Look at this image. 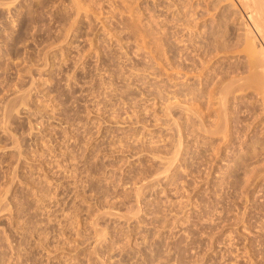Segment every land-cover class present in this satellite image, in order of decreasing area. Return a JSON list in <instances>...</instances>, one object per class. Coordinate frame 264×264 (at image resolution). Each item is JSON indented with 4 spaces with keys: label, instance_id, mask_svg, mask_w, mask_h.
<instances>
[{
    "label": "rangeland",
    "instance_id": "1",
    "mask_svg": "<svg viewBox=\"0 0 264 264\" xmlns=\"http://www.w3.org/2000/svg\"><path fill=\"white\" fill-rule=\"evenodd\" d=\"M232 2L0 0V264H264Z\"/></svg>",
    "mask_w": 264,
    "mask_h": 264
},
{
    "label": "bare ground",
    "instance_id": "2",
    "mask_svg": "<svg viewBox=\"0 0 264 264\" xmlns=\"http://www.w3.org/2000/svg\"><path fill=\"white\" fill-rule=\"evenodd\" d=\"M232 6L242 18V32L236 33L237 39L243 44L241 50L246 52L249 66L255 69L253 76L264 78V0H233ZM262 86L264 90V80Z\"/></svg>",
    "mask_w": 264,
    "mask_h": 264
}]
</instances>
